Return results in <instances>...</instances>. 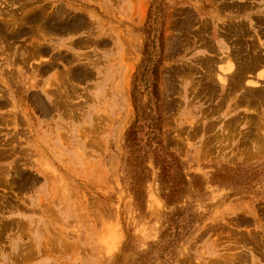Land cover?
Listing matches in <instances>:
<instances>
[{
  "label": "rangeland",
  "instance_id": "1",
  "mask_svg": "<svg viewBox=\"0 0 264 264\" xmlns=\"http://www.w3.org/2000/svg\"><path fill=\"white\" fill-rule=\"evenodd\" d=\"M147 12L173 204L150 159L138 201L121 163ZM176 208L195 221L159 258ZM149 258L264 264V0H0V264Z\"/></svg>",
  "mask_w": 264,
  "mask_h": 264
},
{
  "label": "trees",
  "instance_id": "2",
  "mask_svg": "<svg viewBox=\"0 0 264 264\" xmlns=\"http://www.w3.org/2000/svg\"><path fill=\"white\" fill-rule=\"evenodd\" d=\"M141 29L145 33L141 56L129 81L133 116L123 131L122 170L128 175L129 190L138 201L143 195V186L148 177L146 161L150 159L157 168L156 177L161 198L166 204H173L183 197L187 181L182 173L181 161L164 146L161 137L162 111L158 77L163 53V35L160 26L151 32L148 12L141 23ZM183 209L176 208L167 217L165 235L169 237L164 239L163 230L160 242L155 244V247H159V258L167 255L173 257L175 243L195 221L194 214L184 213ZM145 253L149 254L148 251ZM141 263L152 264V258L142 260Z\"/></svg>",
  "mask_w": 264,
  "mask_h": 264
}]
</instances>
